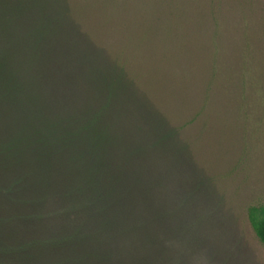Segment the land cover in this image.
<instances>
[{
    "label": "rangeland",
    "instance_id": "1",
    "mask_svg": "<svg viewBox=\"0 0 264 264\" xmlns=\"http://www.w3.org/2000/svg\"><path fill=\"white\" fill-rule=\"evenodd\" d=\"M25 1L0 2V52L21 65L2 77L0 264H264L247 218L264 109L239 105L264 0H128L82 29L60 0Z\"/></svg>",
    "mask_w": 264,
    "mask_h": 264
},
{
    "label": "trees",
    "instance_id": "2",
    "mask_svg": "<svg viewBox=\"0 0 264 264\" xmlns=\"http://www.w3.org/2000/svg\"><path fill=\"white\" fill-rule=\"evenodd\" d=\"M13 1H15V0H0V2H2V4L5 5V9L3 10L4 12H6V11L15 12L16 11V10H14L15 8L12 7ZM19 1H22V0H18V2ZM55 1H57V0H55ZM60 1L64 2V5L66 6V7L65 6L64 7L67 9L66 11L71 12L72 15H74L71 19V24H73V26H75L76 28L82 29L83 27H85V25L81 21L83 19L82 15L87 14L84 12H88V13L89 12H122L123 6L126 5L128 0H123L122 3L121 4L119 3L117 6H116V2H114L113 0H86L84 3L81 2L80 0H60ZM49 3L50 2L48 0H41V3H40L41 6H40L39 10L43 11V12H50V10H51V12H54L53 11L54 10V4L52 5L51 9H49V6H48ZM25 4H26V6L32 5L30 7L31 9H35L36 6L38 5L36 2H33V0H27V1H25ZM0 6H1V4H0ZM43 7H46L49 10H44V9H42ZM18 10H19V12H22V11H20V9H18ZM0 11H2V9H0ZM33 12H35V11H33ZM99 15L100 16L97 15V17L103 18L104 21L107 20V17L110 18L112 16V15L110 16V15H103V14H99ZM104 16H106V17H104ZM88 18H89V19H87L88 23L91 24L93 27H95L96 23H93V21L91 19V18H93L95 20L93 15H89ZM42 20H45V19L42 18ZM101 22L102 21L100 20L99 26L104 25ZM45 28H46V26H45ZM34 48H35V50L41 49V48H44V45L38 46V47L36 46ZM45 49H41V50L44 51ZM117 50H118L117 48H107V50H106L109 53L110 57L114 60L115 65H116L117 61L120 59L119 54H117ZM8 51L3 50L0 52V96L1 97H3L6 93L9 92V90H6L5 83H4V81H8V80H2V77L5 76L3 73H5L6 75L9 76L8 79L13 80L14 76L20 72L19 66H21L19 64L14 65L13 63L11 65L9 63L10 60H12L11 59L12 57H11L10 51L9 52ZM53 51H54V47L48 48L46 52L42 53V55H45V57H46V54L49 52H50V55H48L47 59H45V57H44V59L39 58V61L41 63H45V64L50 63L48 61V59L50 56H51V58H53V56H52V54L54 53ZM261 65H262V70L259 74L255 71V69H253V68L251 69L250 67L246 66L247 78H244V80H245V82H247V85H245V88L247 87L246 89H248L249 92L248 93H246V92L244 93V91H243V93L240 92V104L239 105H246L247 107H249L251 109H253V108L257 109L258 107L261 108V106H262L261 109H264L263 108V106H264V64H261ZM17 67H19V68H17ZM65 71H66V69H65ZM61 72L65 73L64 71H61ZM70 74L72 75L71 72H70ZM245 77H246V75H245ZM260 78H263V79H261V81H260ZM59 79H61V80H59V82L62 85L63 84V81H62L63 78L60 76V74H59ZM74 84H75V82L73 81V86L71 87V89L74 88L75 91L77 92L78 87H76V85H74ZM252 94H253V96H252ZM240 108H241V106H240ZM13 109H15V108H13ZM19 111H20V113H22L23 110L22 109L13 110V113L15 112V115L17 116V118H19L21 122H23L22 121V119H23L26 124L31 123V119L26 115H25V117L22 118L19 114ZM16 179L14 180V185L17 184ZM247 218H248V222H249L250 227L252 228L254 234L256 235V237L258 238V240L260 241V243L264 247V204L259 205V206H250L247 209ZM24 229L25 228H23V230ZM46 230L49 231L48 229H46ZM29 231L30 230H28V232ZM32 231L35 233V235H37L40 230L36 231L33 229ZM39 241L40 242L37 243V246H39V248H42V249L45 246L53 245V243L46 242L47 241L46 238H43Z\"/></svg>",
    "mask_w": 264,
    "mask_h": 264
}]
</instances>
